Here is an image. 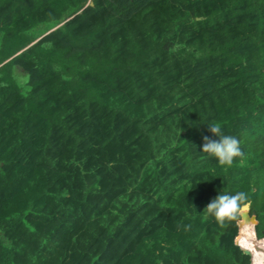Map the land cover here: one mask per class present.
<instances>
[{"label": "trees", "instance_id": "1", "mask_svg": "<svg viewBox=\"0 0 264 264\" xmlns=\"http://www.w3.org/2000/svg\"><path fill=\"white\" fill-rule=\"evenodd\" d=\"M92 1L0 0V264H264V0Z\"/></svg>", "mask_w": 264, "mask_h": 264}, {"label": "clouds", "instance_id": "2", "mask_svg": "<svg viewBox=\"0 0 264 264\" xmlns=\"http://www.w3.org/2000/svg\"><path fill=\"white\" fill-rule=\"evenodd\" d=\"M210 132L219 140L204 136L203 152L217 159L221 166H231L235 158L243 157L244 152L241 148L240 140L232 135H225L220 124H210ZM251 206L247 194L244 191L235 194H219L206 206L204 211L214 216L220 226L226 222L235 221L240 217L246 216ZM185 230L191 225H185Z\"/></svg>", "mask_w": 264, "mask_h": 264}, {"label": "water", "instance_id": "3", "mask_svg": "<svg viewBox=\"0 0 264 264\" xmlns=\"http://www.w3.org/2000/svg\"><path fill=\"white\" fill-rule=\"evenodd\" d=\"M90 4H92V5H93V4H94V2H93V1H90Z\"/></svg>", "mask_w": 264, "mask_h": 264}, {"label": "rangeland", "instance_id": "4", "mask_svg": "<svg viewBox=\"0 0 264 264\" xmlns=\"http://www.w3.org/2000/svg\"><path fill=\"white\" fill-rule=\"evenodd\" d=\"M90 1H92V0H89V4H90Z\"/></svg>", "mask_w": 264, "mask_h": 264}]
</instances>
